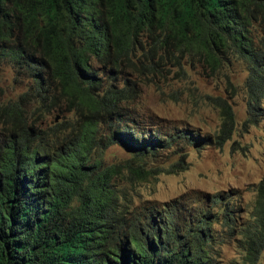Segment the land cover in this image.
<instances>
[{
	"label": "trees",
	"instance_id": "1",
	"mask_svg": "<svg viewBox=\"0 0 264 264\" xmlns=\"http://www.w3.org/2000/svg\"><path fill=\"white\" fill-rule=\"evenodd\" d=\"M235 60L246 127L264 99V0H0V64L27 80L0 101V264H222L225 244L241 255L229 264H256L264 175L247 210L230 190L133 206L113 184L156 174L147 161L178 139L220 144L233 131L228 101L206 96L221 109L213 136L136 133L138 84L167 65L211 75ZM52 110L69 116L40 125ZM115 143L129 158L104 166Z\"/></svg>",
	"mask_w": 264,
	"mask_h": 264
},
{
	"label": "rangeland",
	"instance_id": "2",
	"mask_svg": "<svg viewBox=\"0 0 264 264\" xmlns=\"http://www.w3.org/2000/svg\"><path fill=\"white\" fill-rule=\"evenodd\" d=\"M183 63L184 74L176 67L164 68V76L154 82L138 84V94L130 107L134 122L130 128L139 133L147 126L168 132L188 129L200 136L210 135L219 129L221 109L206 96L225 99L233 112V131L220 144H191L178 139L168 148L160 149L147 161V166L158 169L156 174L133 182L114 179L113 184L133 206L184 201L186 204H203V193L235 191V202L244 210L251 205L254 184L264 175V99L260 102L261 115L255 124L244 127L246 115L242 83L246 75L243 65L235 60L222 64L214 74L195 63ZM21 80V81H18ZM14 78L10 63L0 64V101L14 98L26 88L27 80ZM148 81V80H147ZM68 113L52 110L40 117L42 126L63 120ZM129 158L118 144L110 145L102 155L103 165ZM182 158V161H181ZM181 165V166H180ZM240 253L229 244L222 246V264L239 260ZM256 264H264V246Z\"/></svg>",
	"mask_w": 264,
	"mask_h": 264
}]
</instances>
